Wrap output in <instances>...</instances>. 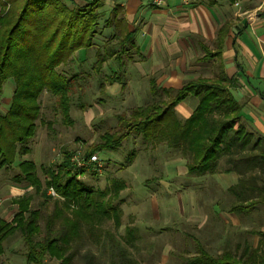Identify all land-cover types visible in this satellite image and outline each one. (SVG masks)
I'll return each mask as SVG.
<instances>
[{
  "label": "rangeland",
  "instance_id": "374dc122",
  "mask_svg": "<svg viewBox=\"0 0 264 264\" xmlns=\"http://www.w3.org/2000/svg\"><path fill=\"white\" fill-rule=\"evenodd\" d=\"M76 1L85 3L84 0ZM177 3H181L180 0H174V4ZM163 5L161 7L166 9ZM106 9L102 4L92 8L98 16L92 46L73 54L56 70L70 80L69 122L61 113L58 94L42 91L32 102V105H39V112L34 121L35 134L24 143L29 152L17 156L13 166L0 168L3 183L12 182L17 173L16 162L23 156L35 163L42 179L41 167H51L61 161L63 150L87 155L91 146L100 144L105 133L118 134L126 130L119 116L127 119L132 109L146 105H157L162 110L172 99V93H163L155 87L149 91L151 85L146 80L129 74L130 67L140 60L134 41H143L146 37L137 27L132 37L134 41L120 43L123 35L111 37L104 27L108 18ZM155 12L148 6L142 11L141 19L149 22L164 19L160 11ZM106 50H112L116 56L100 64L97 53ZM1 90V97H10L11 82L4 83ZM193 101L197 100L186 98L183 103ZM1 107L4 108L0 105V111ZM215 119L227 121L218 116ZM154 126L155 122L141 124L114 150L93 153L100 160V167L86 164L83 169L76 170L82 171L76 179L92 190L98 204L105 209L113 205L121 214L118 226L112 212L107 215L96 210L88 213L91 216L87 218L89 226L80 220L82 217L76 216L80 221L78 229L73 231L64 250V256L70 257L67 264H186L198 254L199 248L217 257L225 250L240 254L244 243L256 245L257 236L251 231H264V205L254 204L247 212L230 210L258 200L252 188L264 182V160L259 157L264 137L241 119L232 123L223 139L224 144L217 151L216 172L196 177L188 174V159L181 150L169 148L163 140L158 141L153 136L156 131L148 134L147 128ZM238 128H242L243 135L251 134L243 150L235 146L241 140L235 135ZM235 137H238L236 143ZM258 139L259 145L249 151ZM225 144L228 150H223ZM261 152L264 155V150ZM225 168L233 172L225 173ZM74 171L71 170V176ZM238 179L242 182L236 187ZM115 186L120 190L113 195ZM233 187H236L235 192H229ZM106 190V194L100 195ZM5 195L6 192L0 193L3 200L0 218L8 221L17 208L9 198L5 199ZM55 196L45 200L38 195L32 200V207L39 211L40 236H54L64 226V218L72 217L63 201ZM69 207L76 209L74 203ZM127 229H134V238L130 241L126 238ZM23 251L22 238L16 234L4 243L0 264H25ZM45 264H59V261L47 256Z\"/></svg>",
  "mask_w": 264,
  "mask_h": 264
},
{
  "label": "trees",
  "instance_id": "16d2710c",
  "mask_svg": "<svg viewBox=\"0 0 264 264\" xmlns=\"http://www.w3.org/2000/svg\"><path fill=\"white\" fill-rule=\"evenodd\" d=\"M97 1L79 4L76 0H0V97L3 84L8 81L12 84L8 110L6 113L0 111V168L13 166L17 156L29 152L24 143L35 134L34 121L39 112V105H32V102L38 99L42 91L58 94L61 113L69 122L67 93L70 80L56 70L67 63L76 51L92 46L98 20L92 8ZM123 38L120 43L131 41L132 35L127 34ZM112 56H116L112 50L102 54L98 52L97 62L101 64ZM223 80V77L211 82L200 78L189 80L162 110L157 105H146L132 109L127 119L119 116L126 130L118 134L105 133L100 138V144L91 146L84 156L89 157L102 150H114L133 128L155 122V126L146 131L148 134L156 131L153 136L158 141L163 140L169 148L181 150L188 159V174L196 177L214 174L219 158L217 151L224 144L223 139L232 123L240 119V105L221 84ZM187 97H194L197 104L192 115L179 122L173 117L171 109ZM216 116L226 118L227 121L221 122L215 119ZM235 135L241 138L236 143L238 137H235V146L240 150L246 148L251 134L243 135L242 128H238ZM259 142L258 139L249 151L254 150ZM17 144L20 145L18 149ZM225 149H229L227 144ZM262 149L264 147H259V157L264 160ZM61 154L62 159L58 163L47 168L41 167L42 179L32 160H18L15 167L17 173L11 181L25 188L31 187L33 193L12 200L17 211L10 220L0 218V256L4 253V243L19 234L24 245L21 254L25 264H45L47 256L58 260L59 264H67L70 257L64 256V250L71 234L78 229L80 221L76 216L82 217L79 219L89 226L87 218L91 216L88 213L96 210L101 215H107L112 212L118 226L121 214L119 208L112 205L105 209L98 204L92 196V190L76 179L82 171H76L73 166L71 159L74 154L67 150ZM73 169L75 171L71 176ZM223 172L231 173L233 170L225 168ZM241 182L238 179L236 187ZM115 187L112 189L113 195L120 190V187ZM236 187L230 188L229 192H235ZM50 189L54 191L55 197L63 201L72 217L64 218V226L54 236H40L39 211L32 207V200L38 195L50 200L53 198L47 194ZM252 190L257 192V201L247 206L236 205L230 211L247 212L254 204L264 205V182ZM106 193L107 190L100 195ZM70 203L76 205L75 210L70 209ZM133 231L127 229L128 241L134 238ZM251 234L257 236L256 245L244 243L240 254L225 250L217 257H212L199 248L198 254L186 264H264V231H251Z\"/></svg>",
  "mask_w": 264,
  "mask_h": 264
},
{
  "label": "crops",
  "instance_id": "0c3cea01",
  "mask_svg": "<svg viewBox=\"0 0 264 264\" xmlns=\"http://www.w3.org/2000/svg\"><path fill=\"white\" fill-rule=\"evenodd\" d=\"M164 2L166 9L152 0L97 1L107 6L104 27L111 37H133L136 27L146 37L143 41L132 40L140 60L130 67L129 74L146 80L151 85L149 91L155 87L173 96L189 80L211 82L223 77L221 84L240 105V119L264 137V0ZM148 6L160 11L164 19H141ZM118 76L122 78L123 74ZM10 99L0 98L2 113L7 112ZM184 100L171 109L179 122L188 119L197 104H184ZM18 160L29 159L23 156ZM31 191V187L0 181V193L6 192L5 199L11 202Z\"/></svg>",
  "mask_w": 264,
  "mask_h": 264
},
{
  "label": "built area",
  "instance_id": "2783aa9c",
  "mask_svg": "<svg viewBox=\"0 0 264 264\" xmlns=\"http://www.w3.org/2000/svg\"><path fill=\"white\" fill-rule=\"evenodd\" d=\"M84 1H93V0H84ZM153 3L157 6H161L164 4V1L165 0H152ZM183 3H188L190 0H181ZM72 163H73V166L74 168H76V170H81L85 167L86 164H89V165H97L98 167L101 166V164L99 163L100 160L98 159V157L96 155H90L89 157H85L84 155H81V153H77V154H74L73 157H72ZM48 194L51 195V196H55V193L53 190H49L48 191ZM2 198L0 196V209L2 207Z\"/></svg>",
  "mask_w": 264,
  "mask_h": 264
}]
</instances>
